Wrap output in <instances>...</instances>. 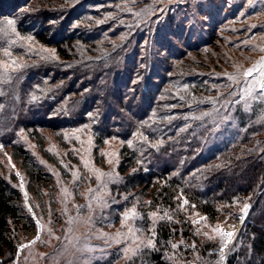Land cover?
I'll use <instances>...</instances> for the list:
<instances>
[{"label":"rangeland","instance_id":"374dc122","mask_svg":"<svg viewBox=\"0 0 264 264\" xmlns=\"http://www.w3.org/2000/svg\"><path fill=\"white\" fill-rule=\"evenodd\" d=\"M47 27L69 37L63 57L36 40ZM262 60L264 0H0V169L37 227L12 263L149 264L160 253L170 264H225L256 197L204 213L199 190L232 160L203 161L246 135L264 163L259 83L247 95ZM254 66L247 80L228 79ZM22 123L36 126L51 162ZM9 142L52 177L43 201L28 194ZM122 146L145 172L166 169L165 186L176 181L173 211L121 191Z\"/></svg>","mask_w":264,"mask_h":264},{"label":"trees","instance_id":"16d2710c","mask_svg":"<svg viewBox=\"0 0 264 264\" xmlns=\"http://www.w3.org/2000/svg\"><path fill=\"white\" fill-rule=\"evenodd\" d=\"M50 29H42L36 33V40L42 46L54 48L58 56L63 57L61 45L66 44L70 39L66 35H57L53 38L50 35ZM27 34V33H26ZM148 90V97H150ZM24 125V123H22ZM26 125V124H25ZM24 125L30 134L29 138L34 142L41 157L50 159V154L45 149L44 137L36 130L33 123ZM47 126H51L48 124ZM35 129V130H34ZM51 129V127L49 128ZM254 131V130H253ZM246 135L239 140V146L226 147L221 150L217 157L204 160V164L211 161H223V156L231 158L230 166L225 165L216 171L209 182H204V187L199 190L203 200L201 210L215 217L217 205L220 203H229V199L236 196H249L255 198L245 225L240 231L234 251L227 255L225 264H264V163L256 161L255 156L251 158V150L245 148L250 146L252 149L254 143ZM6 147L10 153L11 159L19 165L26 178V190L30 197L43 201L44 192L53 187V179L43 171L42 166L35 159L33 154L17 142H9ZM235 147V146H234ZM258 147V146H256ZM264 154V153H263ZM120 163L118 173L122 176L121 191L124 193L132 192L134 195H142V199H147L146 206L148 210L167 209L173 211L176 208V193L173 186L176 181H168V187L165 186L164 175H168L166 169L161 170L163 176H158L157 172H145L144 167H140L137 154L128 148L122 146L119 152ZM251 158V159H248ZM131 171V172H130ZM11 178L14 176L11 175ZM216 183L214 188L210 184ZM143 199V200H144ZM37 227L30 215L27 214L24 207V199L21 192L11 183L6 181L0 169V259L1 264H13L12 261L18 251L22 239H30L36 235ZM167 232L163 234L168 238ZM239 244L238 248L236 245ZM236 248V249H235ZM149 264H170L166 262L160 253H152L149 258Z\"/></svg>","mask_w":264,"mask_h":264},{"label":"snow or ice","instance_id":"6c2138e0","mask_svg":"<svg viewBox=\"0 0 264 264\" xmlns=\"http://www.w3.org/2000/svg\"><path fill=\"white\" fill-rule=\"evenodd\" d=\"M194 2H195V0H194ZM226 2H227V0H226ZM249 3H251V0H249ZM9 23H12V21H9ZM253 27H255V26H253ZM260 65H262V66H259V77H260V80L257 81V80H255V78H253V80L248 81V85H249V87H248V89H247V95H249V96H251L252 92L255 90V87H256V84H257V83H259L261 94H264V60H262V61L260 62ZM256 71H257V68L254 66L253 68H250V69H248L247 71H245V72H243V73H239V72H238L237 75H235V76H229L228 79H229V80H235V81L239 82V81H238V77H239V76H243V77L247 80V78H248V77H252L253 74H254ZM232 94H234V93H232ZM243 98H244V97L241 96V99H243ZM33 99H35V97H33ZM206 115H207V113H206ZM129 143H131V141H129ZM184 203L187 204L188 201L185 200ZM247 208H248V206L245 205V208H244V212H245V213L247 212ZM243 218H244V217H241V219H243ZM225 235H226L227 237L231 238L232 235H233V233H232V232H227V233H225Z\"/></svg>","mask_w":264,"mask_h":264}]
</instances>
